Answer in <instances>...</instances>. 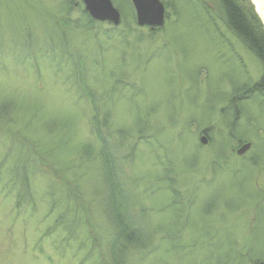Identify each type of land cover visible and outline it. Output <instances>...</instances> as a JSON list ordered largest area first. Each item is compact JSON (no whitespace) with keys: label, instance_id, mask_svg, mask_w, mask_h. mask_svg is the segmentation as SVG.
<instances>
[{"label":"rangeland","instance_id":"rangeland-1","mask_svg":"<svg viewBox=\"0 0 264 264\" xmlns=\"http://www.w3.org/2000/svg\"><path fill=\"white\" fill-rule=\"evenodd\" d=\"M161 1L0 0V264H111L115 203L128 264H264V69L220 0Z\"/></svg>","mask_w":264,"mask_h":264},{"label":"trees","instance_id":"trees-1","mask_svg":"<svg viewBox=\"0 0 264 264\" xmlns=\"http://www.w3.org/2000/svg\"><path fill=\"white\" fill-rule=\"evenodd\" d=\"M70 1L72 0H69V2ZM240 1L241 0H220V4L223 7L224 16L226 18V26L230 28V30L237 38H239L242 43L246 44L247 48L250 49V51L253 52L254 55H256L257 59L262 65V68L264 69V34L258 22L255 21L254 16H252L250 9L246 10L243 6H241ZM69 2H66V4L68 5L66 7H63L65 13L66 10L68 12L71 9V5ZM84 16L86 17L87 15L84 13ZM87 17V24L91 25L92 20L89 19V16ZM92 25L94 24L92 23ZM35 150L36 152L33 151L34 154L38 152L37 149ZM38 153L35 157L39 158L40 154ZM34 168L36 169L37 167H32L31 170H33ZM25 171H28L27 166H25V168L19 166V168L17 169L18 173H25ZM22 176L23 186L25 187L27 176L25 174H23ZM51 183H55L53 179L51 180ZM28 193V190H26V194ZM114 193V199H116L118 193L117 191ZM125 206V204L122 205L120 203H115L112 210L108 211V213L110 212L109 215L114 218L113 225H115V233L109 246L111 252L109 255V257H111V264H128L126 258L123 257V253L125 252L126 247L131 246L133 248H136L137 246L139 248L145 249L144 247L146 246L145 239L138 232L139 228L137 224H132V215L129 214L128 210L127 212L125 208H123ZM140 236H142L143 238L142 241ZM95 238L96 237H94V239Z\"/></svg>","mask_w":264,"mask_h":264},{"label":"water","instance_id":"water-1","mask_svg":"<svg viewBox=\"0 0 264 264\" xmlns=\"http://www.w3.org/2000/svg\"><path fill=\"white\" fill-rule=\"evenodd\" d=\"M84 9L89 16L101 22L107 21L113 25L120 22V12L113 5L111 0H82ZM136 12V22L140 26H151V28L161 26L164 23V6L160 0H130ZM206 138H201L204 144ZM250 142L242 144L236 151L237 155L243 154L250 148Z\"/></svg>","mask_w":264,"mask_h":264},{"label":"bare ground","instance_id":"bare-ground-1","mask_svg":"<svg viewBox=\"0 0 264 264\" xmlns=\"http://www.w3.org/2000/svg\"><path fill=\"white\" fill-rule=\"evenodd\" d=\"M250 2L254 6L257 15L261 19V23L264 26V0H250Z\"/></svg>","mask_w":264,"mask_h":264}]
</instances>
